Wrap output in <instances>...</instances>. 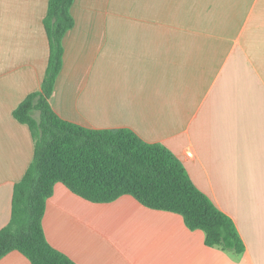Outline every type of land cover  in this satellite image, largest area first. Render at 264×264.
Segmentation results:
<instances>
[{"label":"crops","instance_id":"1","mask_svg":"<svg viewBox=\"0 0 264 264\" xmlns=\"http://www.w3.org/2000/svg\"><path fill=\"white\" fill-rule=\"evenodd\" d=\"M47 4L0 0V229L33 158L13 110L41 86ZM70 11L53 110L166 146L244 251L207 246L179 214L130 195L94 203L60 182L42 219L49 244L76 264H264V0H73ZM0 264L30 262L13 250Z\"/></svg>","mask_w":264,"mask_h":264},{"label":"trees","instance_id":"2","mask_svg":"<svg viewBox=\"0 0 264 264\" xmlns=\"http://www.w3.org/2000/svg\"><path fill=\"white\" fill-rule=\"evenodd\" d=\"M73 0H48L43 17L49 55L38 91L13 110L28 126L33 158L14 183L8 223L0 229V259L16 250L30 264H76L47 241L42 219L54 184L94 203L130 195L143 206L179 214L190 230L204 233V244L244 251L232 219L189 177L182 162L163 144L146 142L129 128H89L60 117L50 98L62 66V40L73 24Z\"/></svg>","mask_w":264,"mask_h":264}]
</instances>
